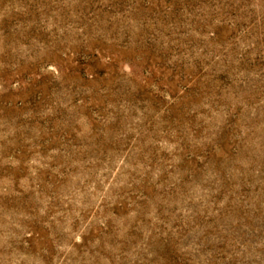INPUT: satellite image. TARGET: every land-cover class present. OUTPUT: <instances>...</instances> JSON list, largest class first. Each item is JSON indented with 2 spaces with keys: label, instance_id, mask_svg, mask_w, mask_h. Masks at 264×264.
<instances>
[{
  "label": "rangeland",
  "instance_id": "374dc122",
  "mask_svg": "<svg viewBox=\"0 0 264 264\" xmlns=\"http://www.w3.org/2000/svg\"><path fill=\"white\" fill-rule=\"evenodd\" d=\"M0 264H264V0H0Z\"/></svg>",
  "mask_w": 264,
  "mask_h": 264
}]
</instances>
